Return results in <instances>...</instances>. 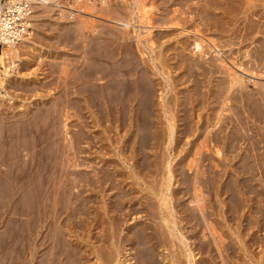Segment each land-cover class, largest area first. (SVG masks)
<instances>
[{"label":"bare ground","instance_id":"6f19581e","mask_svg":"<svg viewBox=\"0 0 264 264\" xmlns=\"http://www.w3.org/2000/svg\"><path fill=\"white\" fill-rule=\"evenodd\" d=\"M181 1L187 3L185 11L189 7L190 13L179 15V13H176L179 11L177 7H173V9L168 7L177 5L178 3L183 5L184 3ZM256 1L258 0H167L168 4L165 2L163 6H167L168 10H170L169 12H172L171 15L164 14V16L158 19L153 17L146 9L142 11V16L136 14L143 17L144 23L148 26L144 30V33L136 32L134 34L137 41L140 38H143L145 41L141 42V40L137 44L139 52L127 46L128 42L126 40L128 36L119 34V36L112 38V43L114 44L110 50L112 59L110 58L111 61L107 63L117 66L116 72L111 73L112 69H109V73H107V70H105L106 73L104 70V72L100 70L103 74L100 78L106 79L102 85L96 86L92 82L91 76L89 78V85L77 86L78 88H75V93L77 94L75 101L79 119L76 122L78 128L74 139L75 157L73 161L76 164L75 166L78 167L71 172L75 174H73V177H78V181L76 179L78 182L76 186L78 187L75 199L76 213L71 212L68 214L71 216L74 213L76 214L75 223L72 222V219L71 222L73 226L77 223L75 225L77 229L74 227L78 231L77 240L74 241L73 239H69L70 237H66L69 235H63L64 230L62 231V226L60 227V223L63 221H58V216L63 212L60 211L62 208H59V212L52 210L54 213L50 212V210L47 212L46 210V205L52 202L50 197H55L56 199L53 200L56 201L53 203L58 204L59 195H62L63 192L67 194L69 191L68 189H64L66 186H63V178H60L61 181L54 180V178L61 176V170H58L59 168L56 170L54 165L55 169H51L52 171L49 174L47 168L50 166L47 168H44L46 167L44 166L42 170L45 169L47 172L39 171L40 173L38 172L37 174L40 180V184H38L41 187L43 186L41 200L39 198L40 203L43 205V210L40 211L45 213L43 215L44 218L40 217L42 218L41 221L43 220L46 223L42 227L43 230L45 227L47 229V231L44 230V233H39L43 234L40 237L42 238L41 242H39L49 252L55 250L54 255L52 254V257L54 256L55 258L51 259L50 256L51 260L48 257V262L47 258H42L41 261L45 259V262L48 264H87L90 257L84 251L87 247L84 245V248L82 243L92 238L90 241L92 243L90 247L91 252L88 251L98 260V262L94 261L93 264H165L166 256L165 254L161 255L162 252L158 249L160 245H164V248L168 250L170 254L168 261L174 260L178 264H194L196 254L200 252L199 250L205 251L204 249L208 252L207 264H232L229 263V258L236 264H247V260L240 257V252L238 253L240 250L235 249L236 247L232 243L233 239L227 236L222 229V224L219 222L217 216H212L214 210H216L215 205L206 204L204 197L197 194L199 193L198 191L201 192L198 186L202 182L208 184V188L212 186L215 194H219V196L224 194L226 195L225 198L229 199L228 203L224 204L226 207L223 211L230 220L233 221V219H237V216H239L240 225L244 229H252L248 234L249 236L242 239L244 240L242 250L246 252L244 255L248 257V260H256L254 254L248 249V246L251 245H248L247 242L255 243V245L264 244V237L261 236L263 239H260L259 235L258 237L255 236V234H258V231L262 232L263 230L264 232V85L261 84L263 89H256L253 93H249L248 91L245 93L243 91L246 85V75H248L247 79L250 78L249 80H253L252 78H264V15H262L261 11L258 12L256 8L260 5L264 7V0H259V2L261 1L260 3ZM35 2L36 5L33 6V14L31 16L32 29L28 32L29 35L21 38L20 41L5 42L0 47V82H4L3 85L6 88H11V83H6L7 80L9 82L13 80L11 71H14L17 67L23 68L24 60L29 58L27 56L40 51V45L36 39V34L38 33L34 35L36 19H41V16L38 14V8L42 10L50 7L53 12H58L51 6L54 4V0H35ZM72 6H75V4H72ZM128 8H130L129 14L134 15L143 6L140 0H133ZM76 11L82 13V8ZM76 11L72 10V8L66 10V12L72 15ZM83 11L85 12L84 9ZM85 14L105 19L111 23L113 22L114 25L116 24L120 28H123L124 31L134 20L127 16L129 14L113 18H106L100 16V14L95 15L90 12H85ZM252 16H258V19ZM176 29H180L177 34L174 33ZM155 30L161 31V35L165 36H163L164 39L160 41L162 36L156 37ZM258 34H262V36ZM156 40L162 42L160 46L162 51L174 50L173 55L168 53L164 58H158V61H156V56L149 57L151 52L154 51L153 45L156 43ZM163 42L167 43L163 45ZM145 46H147L148 50H144ZM186 50L191 52L190 57L186 55ZM135 53L146 54V56H139V58ZM171 69H178L177 79H172V75L170 74ZM157 73L163 77L162 81H156ZM200 75L203 78L206 77L205 81H202ZM179 78L183 82L189 83L186 85V87L190 88L188 92L184 90L185 87L181 89L180 87L177 88V80ZM203 82L205 86L210 83L212 84L208 88L207 96H205L204 90H202L204 87ZM92 84L98 87V91L95 90L96 87L93 88ZM229 102L234 104L229 105ZM238 103L239 108H237V112H234L236 114L235 117L225 113L229 107H237ZM197 105L198 107H208L207 116L200 118V122H198L199 119L194 122L192 118V111ZM84 109L85 111L90 110V112L92 110L91 114L94 117L89 114L91 117L89 119L92 121L89 122L92 124L84 119V115H86L85 111L82 112ZM245 111H247L246 114ZM100 117L102 119L105 118L103 124L107 121L108 124L110 123L108 128L111 127L113 132L115 128L124 131L123 133L121 131L118 139L116 138L117 140L115 139L119 142L118 145L113 143L115 141H112V139L115 135L112 136L113 134L109 132L108 125L101 129L100 132L104 134L102 137L99 134L94 135V129H85L95 128V125L99 126V122H102L99 119ZM245 118H250L251 122V133L248 135H243L238 127V123L243 124ZM190 136L193 139L186 140ZM182 139L186 140L183 143H188L190 146L184 148V150H176L178 153L174 151L175 156L178 155V161L175 164H177L176 166L179 165L174 169L171 167V163H169L170 156L174 155L171 151L174 150L175 144H180ZM160 143L165 144L162 151L156 148ZM128 157L132 161L129 162ZM158 157L169 160L168 163L166 161L165 167L162 163L154 162L157 161L156 159H159ZM205 159L217 160L206 171L207 175L205 173L206 177L203 178L205 181H202L205 171L203 173L199 171L198 173L200 174L197 173L199 176L195 177L194 175L195 179L192 180L188 178L189 176L184 170L185 167L181 168V163L184 162L185 164L187 160L188 162L185 165L190 167L193 165L194 160L202 162ZM212 160L211 163H214ZM223 161L226 162L224 163ZM126 162L129 164L125 165ZM118 163L127 168L128 173L137 176V183L134 182L137 185L138 183L141 184L139 179L144 173L146 175L147 172H152L153 175L154 171L158 170L162 173L164 181L159 184L163 185V188L160 187L156 192L150 189L155 187H151L152 183L148 190L150 194L157 193L160 203H162L157 204L158 208H156L159 212V222H152L153 224H151L145 220H135L133 224L126 227V231L125 229H121L122 218L125 216L130 215L132 218H139L137 214L141 213L143 203L140 204L141 202L139 203L137 200L139 204H130V200L134 198L135 194H132V187L126 188L125 182L122 183L123 177L118 168L119 165L117 166ZM156 163L158 165L162 164L161 166L164 167V170L160 169V165L158 167ZM195 164L197 167L198 163L196 162ZM83 166L89 169H85ZM146 168L147 172L144 171ZM174 174L180 176V180L177 187L172 188L171 182L178 179L177 177V179L175 178L176 175ZM68 178L72 179L70 176ZM127 180L125 179V181ZM69 181L71 182V180ZM66 185L68 187L69 182ZM137 185L135 186V190L136 187L139 188V185ZM202 186L207 187L205 184ZM39 190L37 191L39 192ZM98 191L106 193L109 200L107 198V203L102 208V212L96 214L94 211L97 209L95 208L97 206L94 207L93 203L95 199L94 194ZM139 191L141 192V190ZM142 195L144 197L146 194ZM191 195L193 198H191ZM244 195L245 197H242ZM185 196L190 197H188L190 199L189 204L181 202V200L185 199ZM150 197L149 199H151ZM172 198L180 202L177 201L178 203L175 202L176 204L169 203ZM214 198H217V196ZM149 199L148 202H150ZM51 206L55 208L53 205ZM48 208L51 209L50 206ZM210 210H213V212ZM150 211L148 212L150 219L158 214L157 210V214L154 212L155 210ZM176 212L180 214L179 216L177 215L178 219L175 214ZM237 212H239V215H237ZM37 214L39 215V213ZM8 217L11 218L10 216ZM39 219L38 222H35L39 223ZM34 220L31 221L33 222ZM32 222L29 221L31 223L30 227L34 224ZM12 227L8 226V232L11 231ZM25 227V233L22 230L20 232V235L23 233V237L17 235L18 237L16 238L12 236L13 233H7L8 237L5 240H0L2 241L0 242V248L8 247L10 249L12 245L16 244V242L12 244L13 237L20 241L23 238L20 244L21 248L16 244V246L18 245V249H20L18 252H22V255H20L22 261L19 264L41 263L40 260L35 261V254L39 244L35 243L36 240L33 239V236L35 238L38 237L37 231L32 230L29 225ZM97 228H99V231L95 230ZM93 229L95 233L93 232L89 237H86L85 232L87 230L91 232ZM120 229L125 232L122 233ZM202 231L204 232V234L202 233V238L207 233L210 234L206 235L208 239L205 241L198 236L199 232ZM15 233L17 234V232ZM4 237L2 234V238ZM239 240L241 241V239ZM16 246L13 247L15 248ZM9 249L7 250V254L4 251L7 258H5L7 260L6 263L14 264L16 258L13 259V256H11L13 255L11 254L13 250L11 252V249L10 251ZM195 249L199 250L195 252ZM4 252L2 251L3 255ZM39 258L38 256L37 259ZM260 258L262 261L260 262L264 264V257ZM203 261L200 260L199 264L203 263Z\"/></svg>","mask_w":264,"mask_h":264},{"label":"rangeland","instance_id":"374dc122","mask_svg":"<svg viewBox=\"0 0 264 264\" xmlns=\"http://www.w3.org/2000/svg\"><path fill=\"white\" fill-rule=\"evenodd\" d=\"M76 1H78V2H76ZM189 1H196V0H189ZM131 2H133V0H106V1L105 0L104 1L103 0L102 1L101 0H65L66 9L72 8V10L76 11V10H79V8H82V13H79L78 11H76L73 15L68 13V12H65V13L62 12L61 14L59 12H53V10L50 7H46L45 9H42V10H41V8L40 9L38 8V14L41 17L39 15L38 16L41 19L40 20L36 19V27H35L34 35L36 33H38V34H36V37H37L36 39L40 45V51H38L36 54L28 55L27 57H29V58H27L23 62V64H24L23 68L21 67V69H20L17 67L14 71H11V77L13 78V80H12V82H9V80H7V82H6V83H11L10 84L11 88L7 87L8 88L7 89L3 85L4 82L3 83L0 82V177H2V178H0L1 179L0 180V238H1L0 240H2V239L5 240L6 237H8L7 235L9 234V232H11L10 234L13 233L12 236H15L16 238L18 237L17 235H19V237H21V236L23 237V233H21V235H20L21 230H22V232L25 233V231H26L25 226L29 225V227H30L31 223H29V221L32 222L31 220L35 219L32 222V224L34 223L33 224L34 226L31 225L30 228L32 230L34 229L37 231L38 237L35 238L33 236V239L36 240L35 243H37V245L39 244L37 246V252L35 254V258H36L35 261L40 260V262H41L38 264H45L46 263L45 259L47 258V262H48V257L50 259V256H51V259L55 258L54 256L52 257V254L55 253V250H51V252H49L48 250H46V248H44V247H42V245H40V242H41L40 240L42 239L40 237L43 234H39V233H44L45 232L44 230L47 231V229H46V227L44 228V230L42 228V227H44L45 222L43 220L41 221V219H42L41 217L44 218L43 215H45V213H43V211H40V210H43V205L40 203L39 198L41 197V195L43 193L41 191L43 189V186L41 187V185H39L40 180H39V175H37V174L39 171H42V172L46 171L45 169L42 170V168L44 166H46L44 168H47L50 166L49 168H47L48 169L47 171L49 174L53 169H55L53 167L54 165L56 167V170H57V168H59L58 170H61L60 172H61L62 177L61 176L56 177V178H54V180L55 181H58V180L61 181L60 178H63L62 180H63V183L65 184V185L63 184V186H66V188L64 187V189L69 190L67 192V194L63 192V194L61 193L62 195H59L60 199L58 202L60 204L59 203L54 204L53 202L56 200H53V199H56V198L53 196H52L53 198L50 197V199H52V202L48 203L46 205L47 206L46 210H47V212H49V210H50V212L54 213V211L59 212V208H62V209H60V211L61 212L63 211L62 213H64V214L61 213V215L58 216L59 217L58 221L59 222L63 221L62 223H60V227L62 226L61 230L62 231L64 230L63 235H65V236L69 235L66 237H70L69 239H73L74 241L77 240V238H78L77 237L78 231L76 230L77 226H75L77 223L74 224V226H73V223H75L74 221L76 219L75 218V215H76L75 214L76 213L75 212V207H76V200L75 199H76V193H77V187H78V186H76L78 184V182H77L78 177L77 176H76V178L73 177L75 174L73 172H71V171H74V169H76L78 167V166H75L76 164L73 161L74 157H75L74 156V145H75L74 139H75L76 130L78 128V126L76 125V122L79 119V117H78L79 113L77 111L76 101H75V99H76L75 97L77 96V94L75 93V88H78L77 86H82V85L84 86L87 84L89 85L90 84L89 78L91 76H92L91 80L96 86L102 85L106 80L105 78H100V76L103 75L102 72L107 70V73H109L108 71H110L111 69H112L110 71L111 73L116 72L117 66L107 63V62L111 61L110 58L112 59V54H111L110 50H111V47L114 45L112 43L113 37H117V36H119V34H124L125 36H128V38L126 40L128 42L127 46H129L134 51H138L137 50V44L140 43L141 40H142L141 42H145V41L143 40V38H140L137 41V39L135 38L136 36L134 34H136V32L144 33V30L148 28L147 24L144 23V18L141 17L142 11H144L146 9L153 17L158 18V19H159V17L164 16V14L171 15V13H172V12H169L170 10H168L167 6H163L165 4V2L167 3V0H140L143 8L141 10H138L134 15H130L129 14L130 8H128V6L130 5ZM181 2L184 3V1H181ZM256 2L260 3L261 1L259 2V0H258ZM72 4L73 5L75 4V6H72ZM184 4H183L184 5L183 6L180 3H178L177 5H172V6H168V7H170V9H173V7H177L179 9V11H177L176 13H179V15H186V14L190 13V9L188 7L187 11H185L186 10L185 6L187 5V3H184ZM261 6L262 5H260L256 8L258 9L257 10L258 12L261 11L262 15H264V7L263 6L261 7ZM67 7H69V8H67ZM260 8H263V9H260ZM83 9L85 10V12H90V13L95 14V15L100 14V16H104L106 18H113V17L124 16V15L129 14L127 16L133 18L134 20H132L131 25L129 27H127L126 30L124 31L123 28H120L116 24L114 25L113 22L111 23L110 21H106L105 19H101V18L99 19L97 17H94V16L91 17V15L85 14ZM86 10H88V11H86ZM136 14H139L141 16H137ZM160 14H162V15H160ZM88 17H90V18H88ZM93 17H94V19H93ZM252 17L253 18L257 17V19H258V16H252ZM261 20H263V19H261ZM179 30L180 29L174 30V33L177 34L179 32ZM159 32H161V31H159V30L154 31L155 35H157L156 37L162 36L161 35L162 32L161 33H159ZM258 35L262 36V34H258ZM163 36L160 38V41L162 39H164ZM161 43L162 42H159L156 40V43H154V45H153L154 51H152L151 54L149 55V57H151V56L155 57L156 56V58H157L156 61H158V58H160V57L164 58L166 56V54H168V53H170L171 55H173V53H174V50H172V49H169L166 52L162 51V49H160ZM166 43L167 42H163V45ZM243 47H245V46H243ZM144 50H148L147 46L144 47ZM135 54L137 57L146 56V54H143V55H141L140 53H135ZM137 54H139V55H137ZM186 55L188 57H190L191 52L189 50H186ZM17 62H19V61H17ZM109 65H110V67H109ZM113 68H114V71H113ZM177 71H178V69H176V70L171 69L170 74L172 75V79L178 78V72L179 71L178 72ZM19 72H22V73H19ZM105 73H106V71H105ZM156 77H157V78H155L156 81H162L163 80V77L160 76L159 74ZM245 77H246V85H245L244 90H243L245 93H247V91L249 93H253L256 89L257 90L263 89L261 87V84L264 85V78H258V79L252 78L253 80H249L250 78L247 79L248 75H246ZM200 78H202V81H205V79H206V77L203 78L201 75H200ZM0 79H1V77H0ZM12 83H13V85H12ZM94 84H92V86H94ZM188 84H189L188 82H183V80L180 78H179V80H177V88L180 87V89H181V88L185 87L184 90L186 92H188V90L190 89L189 87H186V85H188ZM203 85H204V87L202 88V90H204V94H205V96H207L208 95V93H207L208 88L211 87L212 84L210 83L209 85L205 86V84L203 82ZM96 86H94L93 88H95ZM97 88L98 87L95 88L96 91H98ZM175 90H176V88H175ZM230 104H234V103L229 102V105ZM237 105H238L237 107H233V108L229 107L225 113L233 115L235 117L236 114L234 112H237V108H239V103ZM207 110H208L207 106H203V107L202 106L198 107V105L195 106L194 110L192 111L193 112V115H192L193 121L195 122L196 120L199 119L198 122H200L201 121L200 118H202V117L205 118L207 116V113H208ZM84 111H85V109L82 112H84ZM91 112H92V110H91ZM91 112H90V110H86L85 113L87 116L84 115L85 113L83 114L84 119L87 120L88 122L91 121V119H89V118H91L89 116V114L93 116V114H91ZM75 113L76 114L78 113L77 116ZM246 113H247V111H245V114ZM80 115H81V113H80ZM85 116L87 117V119ZM99 119L102 120V122H99V120H98V122L100 123L99 126L95 125L94 126L95 128L92 127V128H85V129H94L95 130V133L93 132L94 135L99 134V136L102 137V136H104V134H102V132H100L101 129H103V127L104 126L106 127L107 125H108L107 126V128H108L110 123L108 124L107 123L108 121H107L103 124V122L105 121V118L102 119V117H100ZM244 120L245 121H243V124L238 123V127L240 128V132L243 135H248L251 133L250 118H248V119L245 118ZM91 122H89V123H91ZM96 128H98V129H96ZM108 130H110L109 132L111 134H113L112 136L115 135L114 138L112 137L113 138L112 141H115L113 143L114 144L116 143L118 145L119 142L116 140L118 139V136L120 135L121 131H122V133L124 131L119 130V128L118 129L115 128V130L113 132L111 127L108 128ZM115 133H117V134H115ZM188 138L189 139L186 138V140L189 141L192 138V136H190ZM95 140H96V138H95ZM186 140L182 139V141H181L182 143L180 142V144L178 143L179 145L178 144H175L176 146L174 145V150L171 151L172 154L174 153V155H172V157L170 156V159H169L170 161L166 160V159L164 160V158L158 157L159 159H156L157 161H154V162L162 163L165 167L166 161H167V163L169 161V163H171V167L176 169L179 165L176 166L177 164H175L178 161V155L175 156V152L178 153L179 149L184 150V148H188L190 146L188 143H185V142H184L185 144L183 143V141H186ZM85 144H87V143H85ZM159 146H161V147L159 148ZM163 146L165 147V144L160 143L159 145L156 146V148L158 150L162 151V149L164 148ZM176 150H178V151H176ZM86 153L88 154V152H86ZM89 154H91V153H89ZM159 156H161V155L159 154ZM158 160L159 161L162 160V161L159 162ZM211 160L212 159H205L202 162L200 160L199 161L194 160L192 163L193 165H191V163H190V165H191L190 167H187L188 165L187 166L185 165L188 162V160H187V162L185 164H184V162L181 163V168L185 167L184 170L188 174V176H189L188 178L192 179V180H194L196 176H199L198 175V174H200V173H198L199 171L200 172L202 171L201 173H203L205 171L203 173L204 176L203 177L201 176L202 181H205L203 178H205L207 175L206 171L208 170V168L212 167L213 164H215L217 162V160L216 161L212 160L214 163H211ZM128 161L130 162L132 160L128 157ZM196 162L198 163L197 167L195 164ZM70 163H72V164H70ZM158 163H156L157 166L159 167V165H160L159 168L164 170V167L161 166L162 164L158 165ZM128 164L129 163H127V162L125 163V165H128ZM121 165L122 164H119V163L117 164L118 168L120 169V171L122 173V177H123L122 183L125 182L126 185L125 184L124 185L126 186V188L132 187L133 192H135V193L132 192V194L136 195V196L134 195L133 196L134 198L132 200H130V204H136L137 200L139 203L141 202L140 204L143 203V205L141 206L142 207V210L140 211L141 213L137 214V217L139 216V218L135 219V218H132V216H130V215L125 216L124 218H122L121 229H123V230L125 229V231H126V227L133 224L135 222V220H145L146 222H149L151 224H153L152 222H154V223L159 222L160 221L159 212H158V209H156V208H158L157 204L160 203L159 196H157L158 195L157 193H154V194L148 193V190H149L150 184H152V183L153 184L151 185V187H154V186L157 187V188H155V187L150 188L152 190L158 191V189H160V187L163 188V185H160L159 183L164 181L163 180L164 176H162V173L159 172V170L154 171V173H153V175H156L157 177L153 176L152 172L148 173L147 172L148 170L146 168V170H144V171H146L147 173L145 175V173L143 172L144 174L142 176H140L139 181L141 184L138 183L139 188L136 187V190H135V186L137 185V184H135V183H137V176L132 175L131 173H128L127 172L128 169L123 167V165L122 166ZM121 167H123V168L121 169ZM201 167H203V168H201ZM84 168L89 169L86 167H84ZM151 168H152V166H151ZM153 168H154V165H153ZM174 169H172V170L174 171ZM67 172L68 173L71 172V173L68 174ZM59 173H58V175H60ZM205 173H206V175H205ZM65 174H66V176H65ZM128 174H129V176L127 177ZM149 174H151V175H149ZM67 175H69L70 178H72L73 180L69 179L68 178L69 176L67 177ZM174 175H176L175 178L177 177L178 179L176 178L177 180L171 182L172 188L177 187V184L179 183V180H180L179 179L180 176H177V174H174ZM194 175H195V177H194ZM143 176L146 180L143 178ZM150 176L151 177L153 176V177L151 178ZM154 177L156 178V180L157 179L158 180L156 181ZM76 179H77V181H76ZM125 179L126 180L128 179V180L125 181ZM69 180H71V182ZM1 181H3V182H1ZM72 181H74V182H72ZM155 181H156V183L158 182L157 185H156ZM68 182H69V185L67 187L66 184H68ZM74 183H75V185H74ZM173 183L174 184L176 183V185H174ZM203 183L207 187L202 186V185H204ZM71 184H72V186H70ZM161 184H164V183H161ZM35 185H36V188H35ZM140 185H142V186H140ZM198 188H199V190H201V192L198 191L199 193H197V194L198 195L200 194L204 197V202H206V204L208 203V204H214L215 205L216 210H214V213L212 214V216H214V215L217 216V218L219 219V222L222 224V229L224 230V232L227 234V236H230L233 239L232 243L235 245L236 250H238V249L240 250V251H238V253L240 252L239 254H240L241 259L247 260V264H262L260 257H262V258L264 257V244L263 245H257V244L255 245V243L253 244L252 242H250L251 243L250 244L249 242H247L248 245H251V246H248V249H250L251 253L254 254V258L256 257L255 258L256 260L259 258L257 260V262H256V260H251V261L248 260L247 259L248 257L246 255H244V253H246V252L242 250L243 249V243H244V240H242V239H243V237L247 238V236H249L248 235L249 232H251L252 229L251 230L250 229H244L242 227V225H240V223H239L240 222L239 216H237V219H233L234 222L226 216V213L223 211L226 207L224 204H226V202L228 203V201H229V199L225 198L226 195L221 194L219 196V194L218 195L215 194L213 187L211 186L210 188H208V184H206L205 182H202L201 185L199 184ZM207 188L210 190H208ZM138 189L141 190V192ZM145 189H147L146 190L147 192L145 191ZM37 190H39V192ZM98 192H100L101 194ZM98 192H96L94 194V198H95L94 203H93L94 205L92 204L94 207L97 206V207H95L97 209L96 210L94 209L95 210L94 213H96V214L102 212V208L107 203V198H108L106 193H104L102 191H98ZM85 193H86V191H85ZM142 194H146V195H144V197H142L143 196ZM139 196L141 197V199ZM148 196L149 197L151 196L150 197L151 199H149ZM216 196H217V198H214ZM102 197H103V199H102ZM135 197H136V199H135ZM170 197H169V200H170ZM188 197L185 196L184 197L185 199H183V200L180 199L181 202L183 201L185 204H189V201H190L189 198L190 197L189 198ZM242 197H245V195ZM57 198H58V195H57ZM99 198L101 201L99 200ZM191 198H193V196ZM148 199L150 202H148ZM172 199H171V201H169V203L172 202V204L173 203L176 204V203L180 202L179 200H176L174 198H172ZM186 199H188V200H186ZM40 200H41V198H40ZM108 200H109V198H108ZM145 200H147V201H145ZM174 200H176V201H174ZM223 200H225V201H223ZM102 201H103V203H102ZM151 201H152V203H151ZM127 203L129 204V202H127ZM139 203H137V204H139ZM12 204H14V205H12ZM160 204H162V203H160ZM51 205H53L55 208H53ZM87 205H89V204H87ZM149 205H150V208H149ZM49 206L51 207V209L48 208ZM86 208H87V206H86ZM34 210H35V212H34ZM52 210H54V211H52ZM72 210H74V211H72ZM149 210H151V211L155 210L154 211L155 213L157 210L158 214L156 213L157 215L154 218L150 219V217H149L150 214L148 215ZM194 211H197V210H194ZM71 212L72 213L75 212V213L71 216V215H69ZM146 212H147V214H146ZM211 212H213V210ZM37 213H39V215ZM178 213L179 212L175 213L176 217H177V215L178 216L180 215ZM29 214H31V215L29 216ZM35 214H37L40 219ZM66 215H68L70 218ZM237 215H239V212H237ZM8 216H10L11 218H9ZM101 216H102V214H101ZM105 218H107V217H105ZM38 219H39V223H36V222H38ZM71 219H72L73 223L71 222ZM177 219H178V217H177ZM25 220H26V222H24ZM67 220H69V221H67ZM9 221L11 224L8 223ZM27 221L29 224L27 223ZM40 221H41V223H40ZM66 222L69 224H67ZM24 223L25 224L27 223L28 225L27 224L25 225ZM181 223H183V222H181ZM8 224H10V225H8ZM13 224H16V225H13ZM12 225H13V227H12ZM36 225H38V226H36ZM8 226L12 227L11 231H9V232L7 230ZM23 227H25V228L23 229ZM32 227H36V228H32ZM63 227H66V228H63ZM74 227L76 229H74ZM39 228L40 229L42 228L41 230H43V231L41 232V230ZM52 228H53V225H52ZM187 229H189V228H187ZM95 230L99 231V228H97ZM204 230L206 231V229H204ZM14 231L17 232V234ZM125 231H122V233ZM203 231L199 232V234H198V236L200 238H202L201 236L205 232V231L204 232ZM93 232L95 233L94 229L91 232H89L87 230L85 232L86 233L85 236L87 235L86 237H89V235H91V233H93ZM259 232H260V234H259ZM1 233L3 234V237L5 236L4 238H2ZM261 233H262V235H261ZM263 233H264L263 230H262V232L258 231V234H255V236L258 237V235H259L260 236L259 238L263 239V238H261V236L264 237ZM70 234H72V235L70 236ZM206 235L208 236L210 234L207 233ZM206 235L204 238H202L204 241L208 239V237ZM85 236H84V238H86ZM15 237H13L14 239L12 240V242H13L12 244H14L16 242V244L19 245V248H21L20 244L22 243L23 238L20 241L19 239H16ZM91 239L87 240V238H86L87 241H84L82 243L84 248H85V246L87 247L84 251H86V253H88V256L90 257V260H88L87 264L88 263L91 264V262L93 264L94 261L98 262V260L95 259V256L93 257V255L90 253L91 252L90 247L92 244L90 242ZM239 239H241V241ZM17 240H19L20 242ZM0 242H2V241H0ZM16 244L12 245V247L16 246ZM192 245H195V244H192ZM17 246L15 248L18 249ZM164 247H165L164 245H162V246L160 245V246H158V249L162 252L161 255L165 254V256H166L165 264H178L174 260L168 261L170 254H169L168 250L165 249ZM6 248H3V249L0 248V264H7L6 263L7 258L5 256L8 253L7 250L9 248L8 247H6ZM15 248L13 247V249H11V252L13 250V252L11 253L13 255H11V256H13V259L16 258L14 260V264H19L20 261H22V258L20 257V255H22V252H20L21 253L20 254L18 252V251H20V249L15 250ZM1 249L3 252L5 251L6 254L4 252V255H3ZM10 249H9V251H10ZM198 250L199 249H195V252H197ZM204 250L205 251L199 250L200 252H198V254H196L194 264H199L200 260H204L203 263L207 264L206 260H208V255H207L208 252H206V249H204ZM84 251L82 250V252H84ZM44 255H46L47 257ZM261 255H263V256H261ZM38 256L41 259L40 258L37 259ZM160 257H162V256H160ZM42 258H45L44 261H41ZM50 260H49V262H50ZM228 260L227 261L229 263L236 264L235 262H233V260L231 261L230 258ZM203 263H201V264H203ZM46 264H48V263H46Z\"/></svg>","mask_w":264,"mask_h":264},{"label":"built area","instance_id":"2783aa9c","mask_svg":"<svg viewBox=\"0 0 264 264\" xmlns=\"http://www.w3.org/2000/svg\"><path fill=\"white\" fill-rule=\"evenodd\" d=\"M34 5L35 0H0V47L5 42L20 41L29 35ZM51 6L60 14L67 10L65 0H54Z\"/></svg>","mask_w":264,"mask_h":264}]
</instances>
